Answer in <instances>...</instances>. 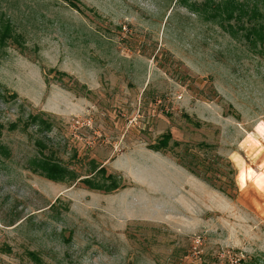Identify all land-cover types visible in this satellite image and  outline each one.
Masks as SVG:
<instances>
[{
  "label": "rangeland",
  "instance_id": "rangeland-1",
  "mask_svg": "<svg viewBox=\"0 0 264 264\" xmlns=\"http://www.w3.org/2000/svg\"><path fill=\"white\" fill-rule=\"evenodd\" d=\"M224 1L0 0V264H264V50Z\"/></svg>",
  "mask_w": 264,
  "mask_h": 264
},
{
  "label": "trees",
  "instance_id": "trees-1",
  "mask_svg": "<svg viewBox=\"0 0 264 264\" xmlns=\"http://www.w3.org/2000/svg\"><path fill=\"white\" fill-rule=\"evenodd\" d=\"M67 4L68 7L78 11L82 12L81 6L77 2V0H62ZM264 2V0H263ZM218 11L220 14H222L225 18H232L234 13L237 12V15L235 18L237 20H241L243 17L246 18L249 23V30L247 33V36L250 37V41L252 46L257 47L259 46L260 50H264V15L260 12L258 4L251 5L250 8L247 7L245 2L239 3L237 0H225L220 6ZM23 35L18 33L12 22L6 18L5 16L0 17V48H4L7 46L9 42L14 43L17 47L23 48ZM40 123L44 124V121H41ZM49 125V124H46ZM1 128L0 125V136H1ZM163 140H169L171 138L170 134H165L163 137ZM159 141V143L156 144V147H154L155 151L158 152L160 150V144H165L164 141ZM36 145L40 148H43L41 143L39 141L36 142ZM7 148L0 144V154H6ZM30 168L34 173H39V175H43L46 179L52 182H59L63 180L67 174L66 170L55 165L54 162L49 161L47 159H39L34 158L30 162ZM184 167V166H183ZM189 172L194 173L190 171V169H187ZM98 172H102L105 174L104 168H100ZM107 179H110L113 182H116L112 176H107ZM83 181V183L90 189L98 190V191H104L106 192L109 190V186L102 185V184H93L92 181ZM113 182H110V184H114ZM107 184V183H106ZM116 184V183H115ZM116 186H114L112 189H115ZM111 189V188H110ZM225 192V191H224ZM227 195V194H226ZM29 256L39 262V259L36 257L35 254L30 253Z\"/></svg>",
  "mask_w": 264,
  "mask_h": 264
}]
</instances>
